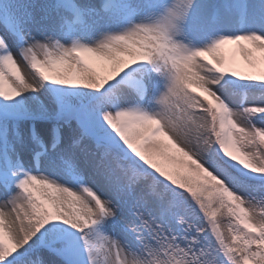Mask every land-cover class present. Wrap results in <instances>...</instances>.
Returning a JSON list of instances; mask_svg holds the SVG:
<instances>
[{
    "label": "snow or ice",
    "instance_id": "6c2138e0",
    "mask_svg": "<svg viewBox=\"0 0 264 264\" xmlns=\"http://www.w3.org/2000/svg\"><path fill=\"white\" fill-rule=\"evenodd\" d=\"M0 264H264V0H0Z\"/></svg>",
    "mask_w": 264,
    "mask_h": 264
},
{
    "label": "rangeland",
    "instance_id": "374dc122",
    "mask_svg": "<svg viewBox=\"0 0 264 264\" xmlns=\"http://www.w3.org/2000/svg\"><path fill=\"white\" fill-rule=\"evenodd\" d=\"M226 47L230 49V48H232L234 46L233 45H228ZM237 60H238V64H242L243 63L242 59H240L239 56H237Z\"/></svg>",
    "mask_w": 264,
    "mask_h": 264
}]
</instances>
